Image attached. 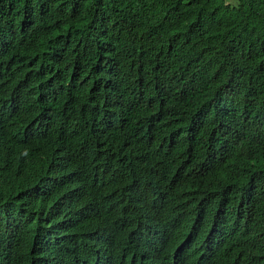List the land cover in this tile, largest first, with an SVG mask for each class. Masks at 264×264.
<instances>
[{
	"label": "trees",
	"instance_id": "trees-1",
	"mask_svg": "<svg viewBox=\"0 0 264 264\" xmlns=\"http://www.w3.org/2000/svg\"><path fill=\"white\" fill-rule=\"evenodd\" d=\"M0 131V264H264V0H0Z\"/></svg>",
	"mask_w": 264,
	"mask_h": 264
},
{
	"label": "clouds",
	"instance_id": "clouds-1",
	"mask_svg": "<svg viewBox=\"0 0 264 264\" xmlns=\"http://www.w3.org/2000/svg\"><path fill=\"white\" fill-rule=\"evenodd\" d=\"M1 133V131H0ZM100 228H101V238L103 241V246L100 248V252L98 253V259L94 264H112L110 259L107 256L106 253V247L105 243L115 234H117L116 231L118 227L113 228L110 224H106L103 219L99 222Z\"/></svg>",
	"mask_w": 264,
	"mask_h": 264
},
{
	"label": "bare ground",
	"instance_id": "bare-ground-1",
	"mask_svg": "<svg viewBox=\"0 0 264 264\" xmlns=\"http://www.w3.org/2000/svg\"><path fill=\"white\" fill-rule=\"evenodd\" d=\"M35 127V126H34ZM41 130V129H40ZM29 132V131H28ZM31 132V131H30ZM35 132V131H34ZM15 170V169H14ZM5 171H7V170H5ZM14 172V171H13ZM5 174V173H4ZM20 174V173H19ZM136 209V208H135ZM167 209V208H166ZM137 223V222H136ZM135 223V224H136ZM134 228V227H133ZM83 236V235H82ZM77 238V237H76ZM90 239V238H89ZM93 242V241H92ZM79 243V242H78ZM122 244V243H121ZM90 245V244H89ZM119 245V244H118ZM120 246V245H119ZM89 247V246H88ZM90 251V250H89ZM119 252V251H118ZM91 259H93V258H91ZM126 260V259H125ZM92 262H94V259H93V261Z\"/></svg>",
	"mask_w": 264,
	"mask_h": 264
}]
</instances>
